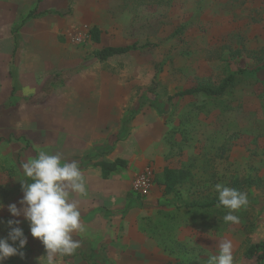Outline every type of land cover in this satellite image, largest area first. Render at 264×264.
<instances>
[{
  "label": "rangeland",
  "instance_id": "374dc122",
  "mask_svg": "<svg viewBox=\"0 0 264 264\" xmlns=\"http://www.w3.org/2000/svg\"><path fill=\"white\" fill-rule=\"evenodd\" d=\"M84 1L87 11L69 15L74 21L68 38L77 48L78 62L42 75L46 78L43 85L57 73L74 70L62 82L61 86L67 87L73 76L91 68L100 78L99 86L105 84L108 90V83L109 93L123 95L126 104L121 107L119 132L98 139L81 156L76 155L80 158H64L62 163L82 165L104 157L117 141L127 137L136 115L152 113L163 120L159 142L164 146L166 166L185 174L174 192L161 194L149 210L137 216L144 219L140 229L149 242L142 244L145 251L134 253L142 257L133 263L209 264V258L219 253V243L230 240L233 264H261L256 256L247 257L246 251L252 244L264 242V0ZM92 26L100 29L99 42L89 39ZM80 32L84 39L76 42L74 37ZM146 41L156 46L102 62L93 58L104 46ZM233 65L245 71L223 95L170 97L198 84L216 85ZM62 93L54 92L41 103L36 94L24 97L20 85L16 105L9 107L7 101L0 105V203L4 205L0 208V238L8 235L9 219L21 220L24 234L29 236L28 222L22 216L12 217L7 205L20 206L21 181L26 180L23 162L38 158L40 151L61 155V133L47 131L46 122L54 125L55 119L44 114L43 105L56 101ZM163 168L155 172L161 174ZM217 183L247 194L248 204L233 213L239 222H226L223 217L229 210L221 206H190L218 199ZM87 247L79 253L89 264L92 260L115 264L103 249L93 253ZM14 257L4 264H29L24 257ZM41 264H46V259Z\"/></svg>",
  "mask_w": 264,
  "mask_h": 264
},
{
  "label": "crops",
  "instance_id": "0c3cea01",
  "mask_svg": "<svg viewBox=\"0 0 264 264\" xmlns=\"http://www.w3.org/2000/svg\"><path fill=\"white\" fill-rule=\"evenodd\" d=\"M87 9L84 0H0V105L7 101L9 107L15 106L16 99L11 104L12 92L16 95L20 85L24 97L36 94L44 100H40L41 103L50 99L54 92L63 91L56 101L43 105L44 114L54 115L55 119L54 125L52 121L46 122L47 131L61 133L58 147L62 159L81 156L82 151L98 139H107L122 129L121 107L126 104V98L123 95L117 97L115 93L111 95L108 83V90L104 89L105 84L100 87V78H96L91 68L73 76L66 91L67 87L61 83L48 87L47 95L44 92L48 83L43 85L46 78L42 75L51 74L53 69L73 67L78 62L77 48L68 38V29L74 21L69 15ZM31 11L35 16L26 18ZM131 127L127 137L117 141L104 157L78 165L81 166L85 193L70 195L78 204L84 230L73 233L79 247L71 258L63 261L67 256L58 255L56 264H89L79 253L86 245L93 253L103 249L106 258L114 260L115 264H134V259L142 257L139 254L136 257L134 253L145 251L142 244L149 241L140 229L144 219L137 216L149 210L163 194L155 181L160 175L156 172L167 167L164 146L159 142L163 137V120L152 113L139 114L131 121ZM118 158L126 160L127 166L105 179L100 168L92 165L99 160ZM147 165L153 168V183L149 194L142 197L133 191L132 180ZM22 251L26 254L22 259L29 264L32 258V264H41L46 259L43 244L30 233ZM16 257L19 255L14 259H18Z\"/></svg>",
  "mask_w": 264,
  "mask_h": 264
},
{
  "label": "clouds",
  "instance_id": "9594fccd",
  "mask_svg": "<svg viewBox=\"0 0 264 264\" xmlns=\"http://www.w3.org/2000/svg\"><path fill=\"white\" fill-rule=\"evenodd\" d=\"M25 181H21L22 198L17 203H9L7 210L12 217H23L29 224L33 238L39 239L45 249L46 264H56V257L72 255L79 247L73 233L82 232L77 202L71 193L84 194L83 174L76 161H64L60 154L40 151L38 158L21 164ZM31 180V182H27ZM219 205L228 209L223 219L239 222L233 213L248 204L247 194L236 188L217 183ZM4 205L0 203V208ZM21 220L9 219L6 238H0V264L14 255L23 256L22 249L27 237L19 227ZM11 241L12 243H9ZM233 244L230 240L219 243V253L209 258V264H233Z\"/></svg>",
  "mask_w": 264,
  "mask_h": 264
},
{
  "label": "trees",
  "instance_id": "16d2710c",
  "mask_svg": "<svg viewBox=\"0 0 264 264\" xmlns=\"http://www.w3.org/2000/svg\"><path fill=\"white\" fill-rule=\"evenodd\" d=\"M35 13L33 11L29 12L26 18L34 17ZM16 29L14 30V37L16 36ZM89 38L93 42L100 41V29L96 26H92L89 29ZM156 43L146 41L142 44L131 43L128 45H119V46H104L94 52L93 58L97 61H104L109 57L115 55H121L128 53L130 51H135L142 48L155 47ZM245 68L241 66L233 65L230 68L229 73H227L216 85H212L209 83L198 84L193 87H188L183 90H180L173 94L170 97L174 96H185L192 94H204L207 96H221L223 95L232 85L236 83L238 80V75L243 74ZM74 70H67L64 72L57 73L53 76V79L48 82V85L45 86L44 92L46 95L48 94V87H56L61 84L67 77H69ZM155 84L152 86V90H154ZM17 88V84L14 85V91ZM13 91V90H12ZM15 92H12V101L15 99ZM93 166H98L101 171L102 178H108L110 174L113 172L119 171V169L127 166V161L124 159H115L113 161L108 160H99L92 164ZM185 174L182 170H176L172 168L165 167L158 177H156V181L158 185L161 187L162 193L167 195L175 191L176 186L184 180L183 175ZM190 205L199 208H213L219 205V200L217 198L207 199L201 202H194ZM223 207V206H221ZM247 257L256 256V258L260 261L261 264H264V242H257L252 244L246 251ZM97 260H92L90 264H97Z\"/></svg>",
  "mask_w": 264,
  "mask_h": 264
},
{
  "label": "built area",
  "instance_id": "2783aa9c",
  "mask_svg": "<svg viewBox=\"0 0 264 264\" xmlns=\"http://www.w3.org/2000/svg\"><path fill=\"white\" fill-rule=\"evenodd\" d=\"M80 32L74 37L76 42H81L86 36V30L84 33ZM153 183V168L149 165L145 166L139 173H137L132 180V189L138 195L144 197L147 196L150 192L151 186Z\"/></svg>",
  "mask_w": 264,
  "mask_h": 264
}]
</instances>
